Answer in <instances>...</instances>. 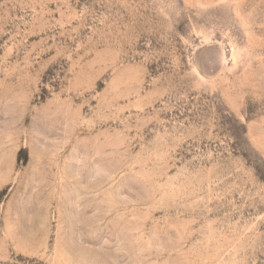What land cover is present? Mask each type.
Instances as JSON below:
<instances>
[{"label": "rangeland", "instance_id": "1", "mask_svg": "<svg viewBox=\"0 0 264 264\" xmlns=\"http://www.w3.org/2000/svg\"><path fill=\"white\" fill-rule=\"evenodd\" d=\"M0 264H264V0H0Z\"/></svg>", "mask_w": 264, "mask_h": 264}]
</instances>
